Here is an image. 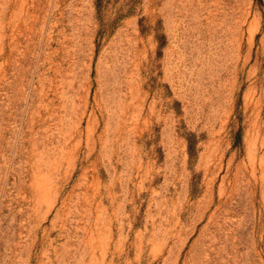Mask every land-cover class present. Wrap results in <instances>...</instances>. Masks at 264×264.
Segmentation results:
<instances>
[{
  "label": "rangeland",
  "instance_id": "rangeland-1",
  "mask_svg": "<svg viewBox=\"0 0 264 264\" xmlns=\"http://www.w3.org/2000/svg\"><path fill=\"white\" fill-rule=\"evenodd\" d=\"M0 264H264V0H0Z\"/></svg>",
  "mask_w": 264,
  "mask_h": 264
}]
</instances>
